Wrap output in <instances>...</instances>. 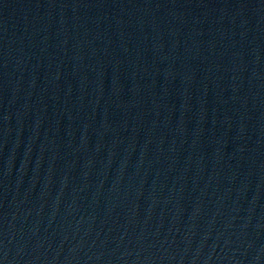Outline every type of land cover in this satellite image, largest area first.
I'll return each mask as SVG.
<instances>
[{"label":"water","instance_id":"obj_1","mask_svg":"<svg viewBox=\"0 0 264 264\" xmlns=\"http://www.w3.org/2000/svg\"><path fill=\"white\" fill-rule=\"evenodd\" d=\"M0 264H264V0H0Z\"/></svg>","mask_w":264,"mask_h":264}]
</instances>
